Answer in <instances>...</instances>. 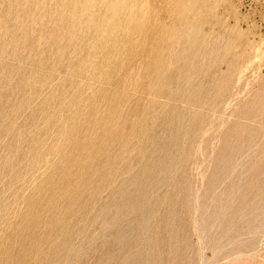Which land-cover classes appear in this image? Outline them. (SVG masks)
Instances as JSON below:
<instances>
[{"label": "rangeland", "instance_id": "rangeland-1", "mask_svg": "<svg viewBox=\"0 0 264 264\" xmlns=\"http://www.w3.org/2000/svg\"><path fill=\"white\" fill-rule=\"evenodd\" d=\"M0 264H264V0H0Z\"/></svg>", "mask_w": 264, "mask_h": 264}, {"label": "bare ground", "instance_id": "bare-ground-1", "mask_svg": "<svg viewBox=\"0 0 264 264\" xmlns=\"http://www.w3.org/2000/svg\"><path fill=\"white\" fill-rule=\"evenodd\" d=\"M160 246V245H159ZM182 247V246H181Z\"/></svg>", "mask_w": 264, "mask_h": 264}]
</instances>
